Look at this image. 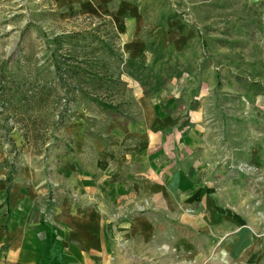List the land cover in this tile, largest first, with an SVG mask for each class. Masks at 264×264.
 I'll return each instance as SVG.
<instances>
[{"label":"rangeland","instance_id":"rangeland-1","mask_svg":"<svg viewBox=\"0 0 264 264\" xmlns=\"http://www.w3.org/2000/svg\"><path fill=\"white\" fill-rule=\"evenodd\" d=\"M149 113L159 162L180 159L187 138L200 136L212 163L220 148L229 171L264 181L240 159L264 164V0H0L6 178L25 180L41 222L62 225V256L88 236L64 215L95 212L93 248L62 264L156 263L147 239L127 233L131 219L108 187L87 200L71 172V154L82 170L87 154L102 168L91 147L133 134ZM48 256L40 264H57Z\"/></svg>","mask_w":264,"mask_h":264},{"label":"crops","instance_id":"crops-1","mask_svg":"<svg viewBox=\"0 0 264 264\" xmlns=\"http://www.w3.org/2000/svg\"><path fill=\"white\" fill-rule=\"evenodd\" d=\"M145 117L133 134L128 131L116 137L108 147L93 148L85 139L92 149L88 152L98 154L96 160L101 157L102 168L87 154L82 170L77 155L71 154L72 180L87 187L86 199L93 200L97 187L107 186L105 196L121 202L124 208L119 211L131 219L127 233L141 241L147 239L151 252L157 255L155 264L164 261L163 254L166 264H264V181L229 171V163L221 160L220 148L214 151L218 161L212 163L207 152L203 156L202 139L196 131L190 132L197 136L199 145L187 138L180 159L160 163L152 145L158 122L153 114ZM6 147L0 139V264H40L43 258L51 262L45 225L53 231L57 252L65 239L60 232L62 225L41 222L30 209L25 180L6 178ZM260 152L264 154V150ZM240 159L264 174V164L254 163L251 155ZM139 207L143 209L139 211ZM94 213L70 210L64 215L71 229L85 230L88 236L83 245L69 242V251L64 256L59 252L60 264L62 259L69 261L72 254L77 260L83 247L93 248L90 231Z\"/></svg>","mask_w":264,"mask_h":264},{"label":"trees","instance_id":"trees-1","mask_svg":"<svg viewBox=\"0 0 264 264\" xmlns=\"http://www.w3.org/2000/svg\"><path fill=\"white\" fill-rule=\"evenodd\" d=\"M45 229L47 231V234L50 237L48 248L58 258V252L56 251L55 246H54V234H53V231L47 225H45ZM56 261H57V264H60V261L58 259Z\"/></svg>","mask_w":264,"mask_h":264}]
</instances>
